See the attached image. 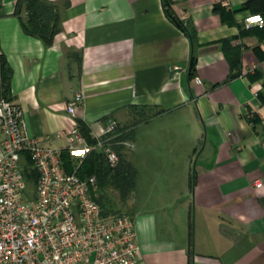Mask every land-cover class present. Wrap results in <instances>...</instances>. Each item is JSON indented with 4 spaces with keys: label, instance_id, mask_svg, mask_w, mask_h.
<instances>
[{
    "label": "crops",
    "instance_id": "0c3cea01",
    "mask_svg": "<svg viewBox=\"0 0 264 264\" xmlns=\"http://www.w3.org/2000/svg\"><path fill=\"white\" fill-rule=\"evenodd\" d=\"M49 1L60 18L46 43L26 32L17 0H0L9 96L28 133L61 148L57 133L76 121L93 136L112 120L130 131L123 156L137 177L124 203L140 264H264V28L245 23L264 0H171L195 46L162 0ZM79 92L74 119L66 105Z\"/></svg>",
    "mask_w": 264,
    "mask_h": 264
},
{
    "label": "built area",
    "instance_id": "2783aa9c",
    "mask_svg": "<svg viewBox=\"0 0 264 264\" xmlns=\"http://www.w3.org/2000/svg\"><path fill=\"white\" fill-rule=\"evenodd\" d=\"M245 23L264 27V17L250 15ZM4 61L0 43V264H140L135 217L104 213L95 199L97 177L82 179L77 174L91 153L102 154L112 169L118 167L113 142L120 127L117 121L108 123L102 135H94V143L81 134L76 121L57 133L66 140L65 147L48 145L50 136L28 133L21 106L6 95ZM195 82L202 80L197 76ZM253 92L259 97L257 89ZM81 101L79 92L66 105L74 119ZM63 152L71 157L73 172L66 170ZM28 158L38 174L33 189L24 174Z\"/></svg>",
    "mask_w": 264,
    "mask_h": 264
},
{
    "label": "trees",
    "instance_id": "16d2710c",
    "mask_svg": "<svg viewBox=\"0 0 264 264\" xmlns=\"http://www.w3.org/2000/svg\"><path fill=\"white\" fill-rule=\"evenodd\" d=\"M163 7L166 15L169 19L175 22L180 29L189 37L192 44L195 46L197 40V31L193 26L189 16L185 18L179 17L172 5L171 0H162ZM216 12H219L222 19L228 21L229 14H226L224 7L220 4L214 7ZM25 13V19L23 25L26 32L34 37L42 39L46 43H51L56 33L59 30V14L57 12V6L49 0H17L16 2V14L21 15ZM264 17V15H263ZM232 21H230L231 23ZM264 27H262L263 29ZM196 66V55L195 52L192 55L190 63V74L193 76L194 69ZM5 61L3 67V77L5 83L6 95L9 96V79L6 74ZM234 71L231 77H237L240 75L241 69L239 63L234 64ZM259 98L261 94L259 93ZM81 134L88 140L89 143H94L95 139L91 134L89 127L78 121ZM131 136L130 131L121 129L119 127L118 136L114 139L116 149L118 146L123 148L124 143L129 140ZM120 161L116 169H112L105 157L99 153H91L88 155L77 168V174L80 178L86 179L91 176H96L98 179L99 192L96 201L102 207L104 213H117L115 209L109 207L108 189L114 188L120 194L123 202H125L136 186L137 171L131 163H129L121 153L119 152ZM63 164L68 172H73L74 164L71 157L67 152L62 154ZM27 161L31 164L29 158ZM24 174L28 182V187L33 188L38 174L31 166L24 165Z\"/></svg>",
    "mask_w": 264,
    "mask_h": 264
},
{
    "label": "rangeland",
    "instance_id": "374dc122",
    "mask_svg": "<svg viewBox=\"0 0 264 264\" xmlns=\"http://www.w3.org/2000/svg\"><path fill=\"white\" fill-rule=\"evenodd\" d=\"M129 147V141L127 140L126 143L123 145V148H120V146L117 147V153L119 155V152L121 150V153L123 155L127 152V149ZM120 157V155H119ZM24 165L31 166V164L27 161V159L24 161ZM33 189V188H32ZM108 198H109V207L115 209L117 212H129V207L127 203H124L120 197V194L117 190L114 188L108 189Z\"/></svg>",
    "mask_w": 264,
    "mask_h": 264
}]
</instances>
